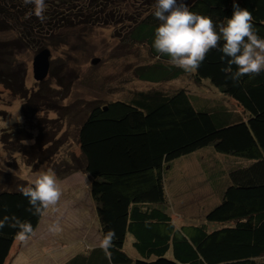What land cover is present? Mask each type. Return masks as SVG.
<instances>
[{"label":"trees","instance_id":"16d2710c","mask_svg":"<svg viewBox=\"0 0 264 264\" xmlns=\"http://www.w3.org/2000/svg\"><path fill=\"white\" fill-rule=\"evenodd\" d=\"M185 2L191 11L218 22L233 12V0ZM236 2L252 12L256 29L264 36V0ZM45 3L46 19L41 22L29 15L33 5L0 0V86L24 99L22 116L43 107L55 112L63 107L55 102L57 95L45 88V80L40 89L28 92L26 69L18 54L25 49L35 54L53 49L64 43L72 28L113 25L123 42L143 45L150 60L134 67L132 75L137 82L154 83L146 89L130 88L129 94L105 104L93 99V105L87 106L77 131L81 158L75 171L88 179L102 239L109 229L115 230V237L107 251L98 244L63 264H264V71L233 81L222 70L227 65L217 49L209 51L196 71L173 66L152 47L160 23L152 15L155 0ZM55 76L59 86L68 90L62 77ZM183 77L195 84L208 81L224 97L175 86V80ZM0 140L7 141L4 135ZM56 146L54 137L38 135L31 146L34 152L28 154L41 160L46 149L52 148L53 154ZM204 148L209 153L197 156L196 181L172 176L176 159ZM20 188H0V217L15 215L30 222L34 231L45 209L34 214ZM173 190L186 196L209 192L202 203L206 222L174 223L169 213ZM17 231L7 224L0 229V264L10 257ZM128 236L137 257L124 250Z\"/></svg>","mask_w":264,"mask_h":264},{"label":"rangeland","instance_id":"374dc122","mask_svg":"<svg viewBox=\"0 0 264 264\" xmlns=\"http://www.w3.org/2000/svg\"><path fill=\"white\" fill-rule=\"evenodd\" d=\"M116 30L113 25L94 23L81 29L72 28L64 43L49 49L48 71L52 69L54 73L43 80L45 88L49 87L57 95L55 102L63 107L57 112L43 107L37 113L22 116L20 107L24 99L0 86V136L4 135L7 140L5 143L0 140V188H20L46 171L55 174L62 191L56 205L45 209L33 233L23 241L19 238L15 241L5 264H63L73 254L86 251L102 240L95 204L89 195L88 179L82 171H75L81 158L77 142L78 126L93 99L105 104L129 94L130 88L146 89L154 85L146 81L137 82L132 75L134 67L150 60L146 48L123 42L115 35ZM18 55L26 69L28 92L40 89L41 81H37L32 72L35 53L25 49ZM55 74L62 77L68 90L59 86ZM207 82L195 84L183 77L175 80L174 84L189 86L200 95L224 97ZM222 100L234 106L230 99ZM23 135L30 138L22 139ZM38 135L42 138L52 136L57 141L55 152L52 154L49 147L41 155V160L37 154H31L34 152L31 146ZM19 147H24L27 152H22ZM208 151L204 148L176 159L172 176L186 175L188 182L196 181L200 172L197 156H206ZM196 192L190 196L179 193L174 197L173 190L169 213L177 225L206 222L202 203L207 192ZM57 221L60 230L50 231ZM131 241L128 236L124 250L134 258L137 254Z\"/></svg>","mask_w":264,"mask_h":264},{"label":"clouds","instance_id":"9594fccd","mask_svg":"<svg viewBox=\"0 0 264 264\" xmlns=\"http://www.w3.org/2000/svg\"><path fill=\"white\" fill-rule=\"evenodd\" d=\"M23 2L34 6L29 15L34 14L41 22L45 21V0ZM232 7L231 17L218 22L208 15L191 11L185 0H155L152 15L160 23L155 28L152 47L185 72L198 70L209 51L217 49L222 54L220 59L227 65L222 70L230 73L233 81L245 75L259 74L264 71V36L259 35L252 12L247 7H241L236 0H233ZM233 65L236 66L234 71ZM19 191L37 215L56 205L62 195L55 174L46 171ZM6 224L18 229L16 235L22 241L33 233L32 224L15 215L0 217V229ZM49 230L59 231L58 221ZM114 237L115 230L109 229L99 246L107 251Z\"/></svg>","mask_w":264,"mask_h":264},{"label":"water","instance_id":"95a60500","mask_svg":"<svg viewBox=\"0 0 264 264\" xmlns=\"http://www.w3.org/2000/svg\"><path fill=\"white\" fill-rule=\"evenodd\" d=\"M49 50L43 49L36 53L32 60L33 77L37 81L43 80L48 73L49 69Z\"/></svg>","mask_w":264,"mask_h":264},{"label":"crops","instance_id":"0c3cea01","mask_svg":"<svg viewBox=\"0 0 264 264\" xmlns=\"http://www.w3.org/2000/svg\"><path fill=\"white\" fill-rule=\"evenodd\" d=\"M175 192H178V191H175V190H174V195L176 196V195L179 194L181 191H180L179 193H175ZM172 195H173V194H172ZM206 195H207V197H208V196H210V193L207 192ZM95 245H98V244H95ZM95 245H93V246H95ZM93 246H91V247H93ZM91 247H90V248H91Z\"/></svg>","mask_w":264,"mask_h":264}]
</instances>
